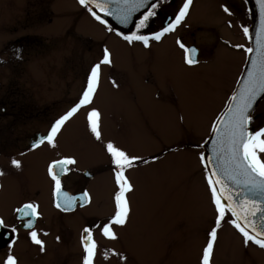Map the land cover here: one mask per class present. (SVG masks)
<instances>
[{"label": "rangeland", "instance_id": "rangeland-1", "mask_svg": "<svg viewBox=\"0 0 264 264\" xmlns=\"http://www.w3.org/2000/svg\"><path fill=\"white\" fill-rule=\"evenodd\" d=\"M213 2L193 0L187 22L214 27L215 30L219 27L220 31V12ZM48 4L54 12L49 13ZM48 18L53 22H47ZM74 22L76 26L72 34H64ZM78 32L91 40H83L84 44L76 42L73 34ZM32 33L50 42L41 48L40 52H45L44 55L36 56L37 53L32 52L35 47L32 46L23 47L18 53V44L6 42L18 35ZM50 34L58 38L54 41ZM58 39L68 40L69 43H58ZM125 43L115 34L108 33L103 25L82 9L77 0H0V61L3 60L0 62V72H14L8 80H0V87L12 81L14 83L8 84V87L19 86L23 79L27 81L31 77L33 71L38 72L36 83L41 89H55V86L64 85V81L61 80L62 74L54 75L51 72H61L64 77H70L82 67L88 73L91 66L102 58L103 49L107 47L112 53L113 69L102 66L100 85L92 105L102 114L103 139L112 142L117 140L119 147L128 154L145 153L149 158L160 156L155 163L129 171L128 177L135 186V191L129 194L131 218L126 228L119 229L121 236L112 250L126 253L129 264H199L215 213L209 203L204 171L198 159L200 149H194L192 145H202L208 137L211 122L221 112L228 94L234 88L240 65H237L233 53L225 54L221 50L219 55L216 52L212 57L209 56L210 60L189 68L183 64L180 51L177 54L169 52L165 61L162 47H159L160 52L156 53V82L151 85L140 79L145 67L144 51L131 49ZM9 46L13 47L12 53L5 49ZM53 47L54 50L50 51ZM61 50L64 51L63 56ZM204 51L207 52L206 49ZM132 53L138 56L136 60L139 67L136 69L130 63ZM6 57H9L8 60ZM66 58L69 61L65 62ZM39 60L41 67L37 70ZM49 60L53 61L52 65H48L51 64ZM117 67L130 79L129 85L120 76ZM14 77L19 80H12ZM112 80L123 88L124 101L121 105ZM132 80L135 97L129 93ZM70 87L61 91L63 99L60 103L77 95L78 89L75 90L74 85L72 89ZM61 92L54 90L48 93L59 96ZM81 114L79 112L73 118L71 127L62 131L58 141L67 142V152H77L80 157H84V161L97 164L102 156L96 153L100 152L96 144L91 145L93 148H85V144L89 143L83 140L90 133L86 122L77 124L76 119ZM76 146L80 147L77 149ZM107 164L109 167L110 163ZM105 174L110 172L106 169ZM105 183H89L95 200L96 197L102 199L100 193L105 194ZM110 193L107 189L105 200L110 199ZM88 209L97 208L94 204ZM68 258V264H76L78 259L74 254ZM95 264L122 262L111 254L105 260L102 251L96 256ZM212 264H264V249L251 244L245 247L239 233L224 223L218 232Z\"/></svg>", "mask_w": 264, "mask_h": 264}, {"label": "snow or ice", "instance_id": "snow-or-ice-1", "mask_svg": "<svg viewBox=\"0 0 264 264\" xmlns=\"http://www.w3.org/2000/svg\"><path fill=\"white\" fill-rule=\"evenodd\" d=\"M163 0H77V3L87 10L89 15L103 25L109 32L128 45L142 44L144 48L151 47V42H161L168 34L176 33L177 29L185 26L190 14L193 0H183L174 18H169L155 31L145 32L150 23L157 16V9ZM259 7V25L256 29V47L245 48L243 45L233 47L243 49L246 54L255 51L256 55L250 56L251 66L247 74L238 81L228 96L222 111L211 122L210 140L212 147L205 153L201 144H194V149H200L198 159L204 171L209 203L214 209V222L207 231L206 243L202 247L199 264H212L215 252V244L218 240V232L222 224L230 225L243 239V244H250L264 249V127L252 129L254 117V105L258 98L264 94V0H256ZM224 13L232 15L230 9L221 5ZM135 13H140L139 18L132 19ZM105 17H113L121 25L134 24V30L124 33L110 27ZM231 27V24L229 25ZM245 38L249 37V28L242 29ZM176 45L183 51V64L191 68L199 64L198 52L195 46L186 45L180 37L176 38ZM22 58V56H18ZM113 64L112 53L105 47L102 58L90 68L86 77L78 101L63 115H60L50 125L46 135L32 141L30 150H37L41 146L49 149L58 148V139L66 124L82 109L86 110V127L90 135L103 143V148L109 157L112 166V176L115 183V191L112 196L113 212L104 221H97L92 225H86L80 233V246L82 248L81 264H95V258L99 251V245L94 238V231L99 230L100 235L109 240L117 241L119 236L116 229L126 228L131 218V203L129 194L135 191L126 175L129 169L138 167L139 163H155L160 156L145 159L143 156L129 155L127 151L117 146L111 140L106 143L102 140L100 110L93 107L94 98L101 80L102 66L111 67ZM113 87L119 85L112 80ZM181 122L183 117L180 118ZM23 155V153H21ZM78 164L77 159L70 155H61L58 159H52L47 163L46 175L51 182V195L53 206L60 212H73L76 207L90 206L92 197L85 189L78 196H73L63 190L62 177L74 170ZM11 166L21 169L20 160L13 158ZM0 171V175H4ZM91 175L90 173H85ZM17 214V220L24 229L28 230L27 236L31 242L39 247L41 253L46 247L39 233L35 230V222L40 218L39 205L35 202H26L13 210ZM0 229L7 232L8 254L3 264H19L18 259L12 254L17 238V226H9L0 217ZM48 232H43L47 236ZM5 237V232L0 231V238ZM60 241V237H56ZM109 254L116 256L122 264H129L126 253L116 252L112 249H104L103 257L109 258Z\"/></svg>", "mask_w": 264, "mask_h": 264}, {"label": "flooded vegetation", "instance_id": "flooded-vegetation-1", "mask_svg": "<svg viewBox=\"0 0 264 264\" xmlns=\"http://www.w3.org/2000/svg\"><path fill=\"white\" fill-rule=\"evenodd\" d=\"M182 3L183 0H163L157 9V16L150 23L149 28L144 31L151 32L158 30L165 21L169 18H174L175 12L179 9ZM213 3L216 7H218L220 12L218 15V19L220 18L219 22H221L220 25H222L220 27V31L219 27L218 30H215L214 27H206L203 24L191 21L187 22L186 19L185 26L178 28L176 33L168 34L159 43L155 41L151 42V47L148 49L144 48L143 45L139 43H135L134 45H128L125 43V45L129 46L131 49L139 48L144 51L143 54H145V59L143 62L145 67L140 75V79H142L146 84L151 85L156 82L155 77L157 75L155 70L158 64V56L156 53L160 52L158 50L159 47H162V53L165 55V61L169 52H175L177 54V51H180L182 55L181 57L183 58V51L175 43L176 38L180 37L186 45L195 46L199 50L198 65L210 60V57L216 54V52L219 55L221 50H224L225 54L228 52L233 53L237 59V65H240V71L235 82L236 85L244 68L248 54H246L243 49L233 47V45H243L245 48L250 47V32L253 26V19L249 9V3L248 0H214ZM221 5L228 7L232 15L224 13ZM49 6L50 4H48V10H50L49 13L54 12L53 8H50ZM84 11L87 12L86 9H84ZM45 14L47 13L45 12ZM138 18L139 16L136 19ZM51 21L52 20L48 18L47 22L52 23L53 21ZM74 23L66 28L67 31L64 34H72V31L76 26V23ZM230 24L231 27L229 26ZM243 27L249 28L248 38H245L243 34ZM130 30H134L133 23L129 31ZM108 33L113 35L115 34V32L109 31ZM64 34L63 36H66ZM73 35V39L79 43L84 44L85 42H83V40H91L87 37V35H84L81 32H78V34L74 33ZM50 36L54 39V41L58 38L53 34H50ZM164 40L166 42H163ZM9 41L18 44L16 46L18 53L21 52V49H24L23 47H35L32 52L37 53L36 56L44 55L45 52H40L41 48L42 46L47 45V43H50L45 37H41V35L36 33L18 35L13 39L6 40V42ZM62 42L69 43L68 40L58 39V43ZM5 49L8 53L13 52V47L11 46L5 47ZM205 49L207 52L204 51ZM49 50H54V47ZM61 51V56H63L64 51ZM120 53H122V51ZM176 56L179 58V55ZM6 58L8 60L9 57ZM137 58L138 56H136V53L130 54V63L135 67V69L139 67L136 60ZM59 59H62V57ZM12 60H14V58H12ZM64 60L67 62L69 61V58ZM37 62L38 67L36 69L38 70L41 67L40 60ZM48 62L51 63L48 65L53 64V61L51 60ZM69 72L73 73V71ZM118 72L124 80L128 81L127 84L129 85L130 79L126 77L125 72L123 70L121 71L120 68H118ZM12 73L6 71L0 72V80L4 78L5 80H8ZM51 73L54 75L59 73L62 74L61 80L64 81V85L55 86V89H41L36 83V76L38 72L33 73L32 71L31 77L27 81L23 79L22 82L27 86V88L23 87V85L20 86L22 84L21 82L19 86L8 87V84H11L12 82L14 83V81H6L7 87H0V171L5 173L4 175H0V217L4 219L7 225L17 226V238L11 251L18 259L19 264H68L67 262L70 259L68 257L73 256V254L76 258H78L76 264H81L82 248L80 246L79 238L82 228L86 225H92L97 221L106 220V218L112 214L114 208L112 196L115 191V183L111 171L112 166L110 164L109 167L106 166L108 165L107 163H109V161H107L109 157L103 148L102 142L96 141L91 135L87 136L88 138L83 140L90 144H85V148H88L92 144L97 145L96 148L100 152L96 153L99 156H102L100 162L97 164H91L90 162L84 161V157H80L77 152H67V142L65 143L64 141H58V148L56 149H49L46 146H41V148L37 150H30V144L32 141L38 139L40 136L46 135L52 122L60 115H63L78 101L81 91L85 86L88 74L87 72H84L82 67L80 71H75V74H71L70 77H64V74L61 72ZM19 77L22 79V76ZM11 79L19 80L18 77ZM67 79L71 80L67 81ZM78 79L82 80V82ZM66 85L67 88L65 87ZM70 85V89L73 88V85L75 90L78 89L77 95L70 97L68 99L69 102L67 100H63L65 103H60L63 99L61 91H66L65 89H68ZM128 88L129 87H127V89ZM54 90L60 91L61 95L57 96L53 93H48L53 92ZM134 91V80H132L131 87L129 88V93L132 97L136 96V92L134 93ZM115 92L117 94L118 103L121 105L124 101L122 98L123 88L115 87ZM156 94L158 95L159 93L156 92ZM80 112L82 113V118L80 116L81 120H79V118L76 119V121L77 124L81 125L83 122H86V110L82 109ZM252 115L254 117L252 129L256 130L258 127H264V98L259 102ZM72 122H74L73 118L66 124L63 130L71 127ZM102 140L104 143L107 142L104 141L103 136ZM113 142L119 146V142L117 140H113ZM80 146L84 147V145ZM79 147L76 146L77 149ZM91 147L93 148V146ZM21 153H23V155H21ZM61 155L74 156L78 161V164L74 166V170L68 172L61 178L63 190L73 196H78L86 189L92 197L91 205L95 204L97 209H88L91 205L85 206L84 208L77 206L75 211L65 213L60 212L53 206L51 182L46 175V167L48 162L52 159L60 158ZM140 155L141 154H137L136 156ZM141 156H144L145 159L151 158H149V155H145V153ZM13 158L21 161V169L17 170L11 166V160ZM143 166L144 164L142 163H139L138 165V167ZM136 168L137 167L132 169ZM106 169L110 172V174H105ZM132 169L127 171V176L129 171ZM85 173H90L91 175H86ZM91 181H100L103 183L106 181L109 182L108 184H105L107 185L106 190L108 189L111 192L110 199H104L106 194L105 190V194L100 193V195H102V199H98L96 197L95 200L92 188L89 185ZM30 201L39 205V212L41 216L35 222V230L40 234L39 238L45 243L46 250L43 253H41L39 251V247L34 245L30 238H28V230L20 226L21 222L17 220V214L13 211L23 203ZM105 211L108 213L104 214ZM0 231L5 232V237L0 238V264H3V260L8 254L9 249L7 247V232L4 229H0ZM45 231L49 233L47 236L43 235V232ZM116 231L120 239L121 234L119 229H116ZM57 236L60 237L59 242L56 241ZM94 238L99 245L97 255L102 253L104 249L115 248L117 245L116 242L119 241V239L117 241H109L103 238L98 229L94 231Z\"/></svg>", "mask_w": 264, "mask_h": 264}, {"label": "water", "instance_id": "water-1", "mask_svg": "<svg viewBox=\"0 0 264 264\" xmlns=\"http://www.w3.org/2000/svg\"><path fill=\"white\" fill-rule=\"evenodd\" d=\"M151 2V0H150ZM249 3V7H250V11H251V16L253 19V27L251 30V35H250V47H252L253 49H255L256 47V29L259 25V7L256 4V0H248ZM140 15V13H135L132 17L133 21ZM105 19L108 21L109 25L112 26L114 29L122 31L124 33H127L129 31V29L131 28L132 23L130 22L128 25H121L117 20H115L113 17H105ZM256 55L255 51L251 54H248L244 69L239 77L238 81L242 82V78L244 76H246L247 74V69L251 66V60H250V56H254ZM238 86V82L236 84L235 87ZM264 97V94L261 95L260 98H258V101L255 103L254 105V110L256 108V106L258 105V103L260 102V100ZM211 135V133H210ZM210 135L207 138V140L205 141V143L203 144V150L205 151V153H208V150L212 147L211 145V140H210Z\"/></svg>", "mask_w": 264, "mask_h": 264}]
</instances>
